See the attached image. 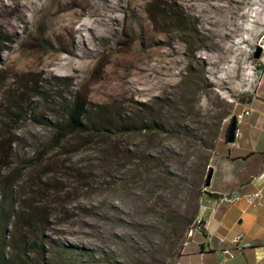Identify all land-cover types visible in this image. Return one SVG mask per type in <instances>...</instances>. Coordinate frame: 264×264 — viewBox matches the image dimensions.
Here are the masks:
<instances>
[{"label": "rangeland", "instance_id": "rangeland-1", "mask_svg": "<svg viewBox=\"0 0 264 264\" xmlns=\"http://www.w3.org/2000/svg\"><path fill=\"white\" fill-rule=\"evenodd\" d=\"M131 1L102 0L108 7L102 12L74 0H0V27L12 37L0 67V201L5 182L16 210L34 206L47 216V237L95 251L100 264L105 258L176 264L199 219L173 244L166 207L181 205L175 216L182 218L195 212L190 187L209 172L203 159L217 129L257 91L264 48L260 59L255 53L264 46V25L252 22L257 0H138L134 13ZM154 2L177 5L190 31L168 18L154 22ZM70 40L85 46V55L64 50L72 49ZM28 73L37 75L48 100L30 97L28 116L8 118ZM78 90L91 103L130 112L147 105L169 132L114 138L118 152L99 137L72 135L42 158L63 117L58 94L71 99ZM176 186L188 190V204ZM20 231L12 223L7 240ZM28 257L36 261L35 253Z\"/></svg>", "mask_w": 264, "mask_h": 264}, {"label": "trees", "instance_id": "trees-1", "mask_svg": "<svg viewBox=\"0 0 264 264\" xmlns=\"http://www.w3.org/2000/svg\"><path fill=\"white\" fill-rule=\"evenodd\" d=\"M137 2L138 0L131 1L129 7L130 12L134 13ZM74 4H80L82 7H96L97 9H102V12L108 8L103 4L102 0H74ZM255 5L259 7L254 10L252 22L264 25V0H257ZM176 7L178 6H158V2H154L150 5L149 12L154 22H156L157 19L168 18L178 30L186 33L190 31L188 22ZM72 12H79L81 15H85L83 10L73 9ZM22 13L23 12H21V14ZM18 19H24V14L20 15ZM63 37L68 39L66 36ZM73 38L74 36L72 35L71 39ZM11 41L12 37L6 34L0 27V67L3 64V54L6 52L7 46ZM70 44L73 45L72 49H67L66 46L62 48L69 51L71 54L79 55L81 53L80 55H85L88 50L85 46L79 47L73 44L72 40H70ZM19 82L21 89L19 93L16 94L17 98H15V102L13 103L15 110L6 109L8 118H25L28 116L29 110L33 111L32 103L29 99L30 97L38 96L48 100L46 91L40 84L37 75L28 73L21 76ZM1 89L2 83L0 80V92ZM58 95L62 99L60 102V114L63 117L54 123L56 129L55 134L52 142L49 143L42 152V158L49 152L58 148L72 135H87L92 139L99 137L107 141L103 144V146H106L108 144L112 145L114 138L117 139L130 134L138 133L149 135L166 134L169 132L165 121L156 119V111L147 105H142L141 108L130 112L126 109H122V107L116 103H91L87 96L79 90L73 94L71 99L65 97L62 93ZM242 107V104L236 106L233 117H237L241 113ZM52 110L56 111L54 107ZM34 117L41 124L46 123L43 115L36 117L34 114ZM231 121L232 118L226 120L223 125L217 129V141L220 137L227 140ZM112 147L114 151H120V147L117 144H115V146L112 145ZM213 147L215 148V146ZM205 148H208L207 145ZM110 151L114 153L112 148ZM210 161V155L205 156L203 159L205 165L210 166ZM204 176V172H201V179L199 182L194 184L193 187H190L189 201H192L195 209V212L191 214L190 218L175 216L180 215L182 207L181 205L180 209L175 207V205L172 207V203H168V199V205L166 207L168 213L165 212L164 216L171 230L168 234V239L173 244H177L184 237V233L190 225V222L198 217L200 200L202 195L206 193V178L204 179ZM2 190L3 195L0 201V264H63L64 262L66 264H100V261L95 260V255L97 253L91 249L71 248L52 241L46 236L47 216L34 206H31L28 211L16 210V205L13 203V194L9 191V187H6L5 182L2 183ZM175 192L177 196L181 195V197L184 198L181 199V202L188 204V201H186L188 198V190L180 189L176 186ZM161 200L165 201L164 199ZM181 202H179V204H181ZM14 222L20 225L21 231L8 241L7 229ZM197 226L195 228H197ZM200 234L205 237L207 236V232L203 226L200 230ZM7 250L9 251L7 252ZM29 253H35L36 261H31L30 257H28ZM47 254H49V258H46ZM101 262L109 264L111 261H109V258H105L102 259Z\"/></svg>", "mask_w": 264, "mask_h": 264}, {"label": "crops", "instance_id": "crops-1", "mask_svg": "<svg viewBox=\"0 0 264 264\" xmlns=\"http://www.w3.org/2000/svg\"><path fill=\"white\" fill-rule=\"evenodd\" d=\"M242 110L250 114L240 124L238 146L220 137L211 153L214 172L198 214L207 236L195 233L176 264H264V63L257 91ZM236 190L243 195L262 190V206L252 207L245 198L220 201V195ZM238 235L253 246L240 251L232 243Z\"/></svg>", "mask_w": 264, "mask_h": 264}, {"label": "built area", "instance_id": "built-area-1", "mask_svg": "<svg viewBox=\"0 0 264 264\" xmlns=\"http://www.w3.org/2000/svg\"><path fill=\"white\" fill-rule=\"evenodd\" d=\"M264 48V46H263ZM250 114L249 110H242L241 113L235 117L237 120V127L235 130V140L231 142L230 144L234 147L238 146L237 140L241 136V131H240V124L244 120L245 117H247ZM245 198L248 203L255 208H260L262 206V199H263V191L258 190L255 193L248 194V195H243L240 190L232 191V192H226L222 195H220L219 199L223 203H228V204H233L236 203L240 200ZM198 226L194 230H191L190 237L194 236L195 233L200 234V230L202 228L201 221H198ZM232 243L240 250L243 251L246 248H251L253 244L251 242L245 241L243 235H238L236 236L233 240Z\"/></svg>", "mask_w": 264, "mask_h": 264}, {"label": "water", "instance_id": "water-1", "mask_svg": "<svg viewBox=\"0 0 264 264\" xmlns=\"http://www.w3.org/2000/svg\"><path fill=\"white\" fill-rule=\"evenodd\" d=\"M262 53H263V47L259 46L257 48L256 53H255V59L256 60L260 59L262 57ZM236 127H237V120H236L235 117H233L232 121L230 123V126H229V130H228L227 140H228L229 143H231V142H233L235 140ZM213 172H214V169L212 167L209 168V172H208V174L206 176V182H205V186L207 188L210 187L212 176H213Z\"/></svg>", "mask_w": 264, "mask_h": 264}]
</instances>
